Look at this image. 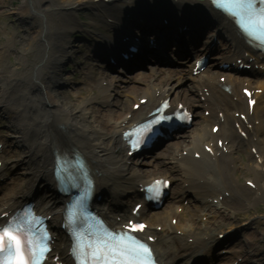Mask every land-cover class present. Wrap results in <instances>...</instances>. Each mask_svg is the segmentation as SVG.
<instances>
[{
	"label": "bare ground",
	"instance_id": "obj_1",
	"mask_svg": "<svg viewBox=\"0 0 264 264\" xmlns=\"http://www.w3.org/2000/svg\"><path fill=\"white\" fill-rule=\"evenodd\" d=\"M29 3L33 13L39 15V22H41L40 28L35 32L36 35L33 41L36 46V53L32 55L31 60L16 63L14 70H3V65L0 66V109L5 111L9 107L12 109L11 106L2 105V97H11L14 100L13 102L19 107V113L15 111L9 113H14L13 117H17L20 120L15 121L17 118H13L14 122L8 123L16 132V137L20 136L17 142L21 146L18 158L27 163L26 171L30 173L31 177H37V183H40V188L49 184L47 174L50 154L51 152L52 154L54 153L52 151V148L54 150L53 141L59 140V142L77 151L85 159L95 181V195L100 197L106 188L116 187V189H119L124 184H127L128 190H133L136 193L139 186L149 182L148 180H135L133 183L125 178V173L130 171L127 166L128 156H116L118 151L122 154L124 153L123 149L125 146L122 141V133L130 129L134 124L146 120L147 114L156 105L174 94L172 87L169 88L173 80H177V82L188 80L194 86L191 94L194 93L196 95L198 102L203 107L202 109L207 111L209 116L202 118L205 127L199 128L198 135L194 134L193 131L191 132V147L186 151V157L180 156L178 158V156L176 158L179 167L184 171L186 181L190 184L185 191L180 193L189 194L193 192L194 196L199 195L203 207H210L209 198L214 199L217 204L220 203L223 207L227 206L232 209L241 208L240 202L241 206L247 202L250 203L249 205L261 201L264 202V84H257L255 89L253 87V90H261L262 93L254 96L257 102L254 109H252V114H250L246 107V99L241 94L243 89L251 88V82L247 80L224 75V81L220 83L219 77H223L221 74L217 78H214V75H200L193 78L188 72L172 75L166 79L159 77V79L155 80L160 83L153 87H150L146 81L140 80L137 82L146 85V90L142 96L143 99H146V102L144 105L136 103L140 105L139 111H133L128 106L126 110L123 109L119 113L115 112L109 118H105L102 114L100 116H90L92 118L90 122L86 115L82 113L85 111V107L90 106L94 100L87 101L82 106L73 107L72 102L69 103L66 98L64 100L60 99L59 92L53 90L51 84L48 83V78L60 71V65L67 58V50L70 48V41L67 40L68 35L72 31L82 30L79 25L71 22L77 8L85 6L92 10L100 8L107 10L117 6L119 1L106 0L105 2L97 3L96 0H29ZM179 4L178 10L170 9L172 12L177 13V15H174L177 17L162 19L169 21L168 26H177L176 29L181 27L182 31H185V35L190 39H193L196 34L200 31H205L207 28H209L206 31L208 32L206 33L208 37L214 32L216 37H220L223 32L233 36L228 24L217 23L215 16L205 15L207 3L204 0H179ZM188 5H197L194 8L198 13L193 18H187L183 14V11L187 10L184 7ZM26 15L29 16L31 14L26 13ZM108 15L107 11L98 18L108 19ZM167 17L170 16L167 15ZM140 27L145 26L141 25ZM184 27L186 28L183 29ZM173 33L172 37L168 33L164 35L163 42L165 40L169 42V39H171L174 43H177L182 40L175 29ZM236 40L233 38L235 44L232 43L226 52L230 54L229 56L227 55L226 59L228 58L231 62H236L237 59L242 58H240V55L243 52ZM8 42L11 43L10 40ZM105 42L111 51L116 49L112 47L110 40H105ZM9 46V44L0 46V56L5 55ZM28 49L30 47L24 49L23 53ZM206 50L207 47L205 52H207ZM23 53L21 57H23ZM243 63H246V61ZM54 81L58 83V80ZM223 85L229 87V95L227 94L228 92L225 93L222 90ZM99 86L101 97L106 100L103 104L108 105L111 86L103 85V83H100ZM117 86L115 84L114 87L121 90V87ZM35 90L41 91V96L35 94L32 97V92ZM138 93H140L139 90H133L132 94ZM184 101L182 100L185 107L187 106L191 110L197 108V105L193 103L194 99H191L189 95L184 98ZM179 103L178 98L172 99L173 108L177 107ZM240 115L245 116L244 120L239 117ZM95 124L102 133L95 128ZM216 126H218L219 130L215 135L211 134L210 130ZM238 130L245 133V139L240 137ZM219 144H221V148ZM206 148L209 149V152H206ZM223 149L227 152L224 153ZM242 149L248 151L249 149H255L258 155L256 161L253 162L251 161L255 157L249 153L247 155L250 160L249 170L254 176L253 181H249L252 183L251 189L244 187L240 183L239 177L244 176L243 173L239 172L235 176L232 174L234 159L231 153ZM193 154L198 156V158L191 157ZM236 170H240V168L237 167ZM194 183H198L199 187H193ZM14 194L12 193L10 195L11 198L9 197L8 200L0 201V214L10 211L12 202L14 203L15 200H31L30 191L26 187L17 191L16 197L13 196ZM47 194L48 205L42 204L40 201L36 202L35 197L32 201L40 214L52 217L48 224L53 227L55 226L53 219L57 209L61 207L59 203L61 199L57 196L55 197V194L50 192L49 189ZM96 204L97 202H95ZM120 205V201L116 197V201L113 200L109 207H98V211L108 214L115 211L113 209L114 206L118 208ZM145 211L146 208L144 207L140 210V220L144 219ZM173 215L174 213L169 210L165 213V216L155 219L153 224L151 222L149 224L151 226L143 234L145 237L155 240V256L160 264H174V261L179 257L193 256L197 253L196 249H192L198 246L195 241L191 245L186 243L187 239H192L195 235L196 226L191 218L187 219L186 222V218L182 221L183 218L179 217L178 223H184V226H181V228L166 226V232L162 238L153 229V225L159 226L162 221L167 222L170 218L172 219ZM118 217L123 216L120 215ZM113 218L115 219L116 217ZM175 230H178L181 236L177 237ZM196 238L200 239L199 242H201V236ZM159 240L163 241L162 246L158 245L157 241ZM60 241L59 235L54 233V249L52 253L59 256L58 261L63 262L64 253L60 247ZM174 242L176 244V255L175 251H173Z\"/></svg>",
	"mask_w": 264,
	"mask_h": 264
},
{
	"label": "rangeland",
	"instance_id": "obj_2",
	"mask_svg": "<svg viewBox=\"0 0 264 264\" xmlns=\"http://www.w3.org/2000/svg\"><path fill=\"white\" fill-rule=\"evenodd\" d=\"M96 1L98 2L99 0ZM75 12L76 14L73 15L71 22L79 25L82 30H76L77 32L72 31V33L68 35L67 40L70 41V48L67 50V58L65 62L60 65V71L48 78V83L51 84L53 90L59 92L61 100L66 98L69 103L72 102L71 104L73 107H78L82 106V104L84 105L87 101L95 100L93 99L95 97L98 98L97 96L99 95V92L95 87L99 81L104 80L106 77L113 78L112 82H117L119 79L124 83L121 84L123 89L121 91H113L112 95L116 92L111 102L114 107L108 108L106 112L107 114H109V111L119 113L124 109L126 104L132 107L135 100L132 99L128 92H126L125 89H128V86L125 84L123 78L120 76L114 78L115 75L112 72L107 71V68H104L103 64V68L99 66L101 64L100 61L96 60L95 62L92 58L93 56L89 46V41L93 42L92 37L95 36L101 39V34L108 33L109 36L113 35L109 33L110 31H107V27L102 21H96V17L93 15L95 12L92 9L85 6H79ZM26 13L31 15L28 16ZM34 14L29 0H0V46L4 44L10 45L5 55L0 56V66L3 65V70H14L16 63L19 61L24 62V60L29 61L32 59V55L36 53V46L33 41L36 35L35 32L40 28L41 22H39V15L35 14V16ZM95 23H97L96 27L100 26L98 30L91 27L92 24ZM92 32L94 34H91ZM9 40L11 43L8 42ZM28 47H30L31 50L28 49L23 53V50ZM22 53L23 57H21ZM54 80H58V83ZM109 80L111 79H107V81ZM184 92L187 91H182V93ZM35 94L41 96V91L35 90L32 92L33 96H31L34 97ZM2 98L3 101H6L5 103H8V106L13 107L15 110L17 109V104L13 102L14 100L11 97ZM100 101L102 102L103 100L101 99L99 102H93L90 106H86L85 111L82 113L86 115L90 122L92 121L90 116H96L95 114L97 111L104 108ZM197 111H199V108ZM7 114L8 112L4 113L0 109V150L3 149V152L0 153V162L4 168L2 172V180H0V199L2 200L8 195L10 196L11 193L17 192V190L21 189L24 185L32 187V192L42 195L43 187L40 188V183L36 182L37 178L35 176L31 177L30 173L26 171L27 163L25 161L23 162L21 158H18L21 146H19L20 144L17 142L20 136L18 135L16 137V132L10 127L8 122H14V119L11 117L10 113L8 114L10 116H7ZM18 119L19 118L15 119V121H18ZM196 120L197 123L195 124L198 126L196 129L198 132L199 127L203 126V123L198 118H196ZM95 128L99 130L97 125ZM104 134L106 135V133ZM184 144L189 146L188 142H185ZM178 150L179 146L174 153L176 154ZM174 153L173 155H175ZM240 156L242 160L238 161V163L239 165H242L241 167L243 171H240V173H243L244 176L239 177V181L244 187L249 188L246 185V182L253 181L254 178L249 170L250 161L246 154H238L237 158ZM1 158L5 160V163ZM169 161L170 159L165 160L155 168H150V166L144 167L140 161H137L135 162L137 165H133L132 167V172L128 173L129 176L127 179L134 180L135 174L141 176L147 174L164 175L169 170L175 180L173 182V190L177 192L181 185V181L184 180V176L181 177L182 171L180 167L177 164L171 165ZM143 163L149 164L151 162L148 161ZM4 165H6V167H4ZM164 171L166 172L164 173ZM106 194L108 193H105V200L108 201L109 198L106 197ZM129 197H133V195L131 194L129 196L121 197V200L125 202L123 207L133 206L136 203V197H133V199L130 200ZM184 199H180L179 202H176L177 204H175V208H183L184 211L182 212V216H185L184 218H186L189 214L195 212L192 211L190 207H195L197 202L190 196L185 200ZM249 204L250 203L247 202L243 203L241 206L240 203L239 205L242 209L237 208L239 211H237V214L233 218H221L219 221L220 227L218 225H211L212 230H230L229 233L226 234V238H222L220 244L211 238V247L217 248L218 250L220 246H224V249H229L227 251L229 254L225 255L226 257L221 258L223 261H230L231 258L236 259L238 255H243V252H245L246 255L249 252V256H244L245 259L242 264H264V260L261 261V259H264V202L261 201L255 204ZM210 235L214 236V234ZM244 243L245 246H243ZM217 261L215 255V262Z\"/></svg>",
	"mask_w": 264,
	"mask_h": 264
},
{
	"label": "snow or ice",
	"instance_id": "obj_3",
	"mask_svg": "<svg viewBox=\"0 0 264 264\" xmlns=\"http://www.w3.org/2000/svg\"><path fill=\"white\" fill-rule=\"evenodd\" d=\"M212 2L235 18L245 34L264 43V8L257 7V3H264V0ZM145 127L150 129V125ZM143 228L144 225L132 224L128 231L122 233L101 229L88 236L81 235L73 249V256L77 264H154L151 249L130 235V232L142 231ZM44 239V236L34 234L30 220L22 217L8 220L0 225V264H40L48 250Z\"/></svg>",
	"mask_w": 264,
	"mask_h": 264
}]
</instances>
